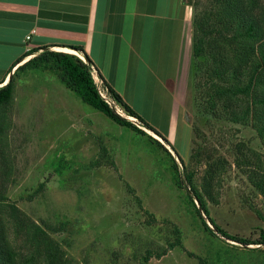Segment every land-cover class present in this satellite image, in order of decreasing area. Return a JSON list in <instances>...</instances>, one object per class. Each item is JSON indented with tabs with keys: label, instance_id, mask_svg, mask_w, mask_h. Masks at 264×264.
<instances>
[{
	"label": "rangeland",
	"instance_id": "1",
	"mask_svg": "<svg viewBox=\"0 0 264 264\" xmlns=\"http://www.w3.org/2000/svg\"><path fill=\"white\" fill-rule=\"evenodd\" d=\"M192 2L198 7L190 4L191 62L179 92L187 125L171 144L195 172L200 191L210 164L226 161L218 202H208L210 215L231 236L254 242L264 230V196L252 181L264 174V135L253 114L236 123L230 116L235 105L227 109L215 98L210 60L193 56L196 16L211 11L214 0ZM149 73L146 67L137 76L135 92L118 89L145 120L164 123L168 97L160 86L149 92ZM14 82V101L0 115V191L5 204L48 230L66 264H264V246L207 231L189 198L193 193L178 187L169 155L147 136L84 103L56 70L23 69ZM7 228L16 249L30 254L11 221Z\"/></svg>",
	"mask_w": 264,
	"mask_h": 264
},
{
	"label": "trees",
	"instance_id": "2",
	"mask_svg": "<svg viewBox=\"0 0 264 264\" xmlns=\"http://www.w3.org/2000/svg\"><path fill=\"white\" fill-rule=\"evenodd\" d=\"M189 3L197 11L198 5L192 0H189ZM212 6L211 11L203 12L201 17L196 16L193 56L195 59L207 57L210 60L212 78L214 80L212 84L217 86L215 98L220 101L225 100L227 109L235 105L230 112L232 120L242 124L248 121L250 114H253L257 126H259L257 131L263 136L264 0H214V5ZM73 49L83 53L88 62L83 61L74 54L52 51L49 47L42 52H40L41 49H30L21 56L12 66L8 75L0 81V115L2 110L14 101L16 89L14 75L18 71L27 68H39L40 66L56 70L63 84L74 91L84 103L102 112L118 125L129 128L140 135L147 136L169 155L176 184L181 189H190L193 193L189 194V198L207 231L215 236L221 235L245 246H264V230L261 231L259 239L252 242L231 236L210 215L208 202H218L221 175L225 171L223 162L226 161L215 160L210 164L209 170L204 175L203 190L200 191L194 183L195 172H189L185 160L175 152L167 137L142 118L123 100L120 94L103 81L111 97L125 110L127 116L135 118L139 125L126 117L120 116L100 96L90 71L93 62L85 54L84 49L82 47H74ZM35 54L38 55L18 67L15 74H11L14 67L27 59V57ZM9 76L10 81L8 84L3 85ZM99 77L103 80L100 74ZM241 78H244L247 82L242 85H239L238 82H233L234 80L239 81ZM237 108L241 112H237L235 110ZM146 130L162 138L165 144ZM167 146L176 153V156L172 154ZM177 159L184 169L185 178L181 174L180 164ZM252 181L264 196V174L255 176ZM43 188L44 184L40 186V189ZM5 201L6 197L0 191V264H66L64 251L50 237L48 230L24 217L16 205L5 204ZM196 202L199 203L200 207L197 206ZM204 215L209 219L215 231L209 227L203 217ZM10 221L15 227L16 236L22 235L25 237L24 243L30 254L24 255L10 241L7 232V223ZM200 262L201 264H207L202 259H200Z\"/></svg>",
	"mask_w": 264,
	"mask_h": 264
},
{
	"label": "crops",
	"instance_id": "3",
	"mask_svg": "<svg viewBox=\"0 0 264 264\" xmlns=\"http://www.w3.org/2000/svg\"><path fill=\"white\" fill-rule=\"evenodd\" d=\"M192 18L187 0H0V81L27 51L47 47L74 50L85 60L73 49L82 47L98 76L122 98L118 88L135 92L137 76L148 67L149 92L160 86L170 112L164 123L146 120L176 145L187 125L179 92L189 74Z\"/></svg>",
	"mask_w": 264,
	"mask_h": 264
},
{
	"label": "built area",
	"instance_id": "4",
	"mask_svg": "<svg viewBox=\"0 0 264 264\" xmlns=\"http://www.w3.org/2000/svg\"><path fill=\"white\" fill-rule=\"evenodd\" d=\"M31 37H28L27 39L29 40ZM83 61H85L83 58H82ZM86 62V61H85ZM90 71H91V74H92V77L95 81V84L98 88V91H99V94L100 96L107 102L110 104V106L120 115V116H123V117H126L123 115L122 113V110H120L118 107H117V103L116 101L111 97L107 87L104 85V82L103 80L98 76L97 74V70L95 69L94 66H91L90 68ZM129 120H132L134 121L137 125H139L138 121L134 118H131V117H127Z\"/></svg>",
	"mask_w": 264,
	"mask_h": 264
},
{
	"label": "bare ground",
	"instance_id": "5",
	"mask_svg": "<svg viewBox=\"0 0 264 264\" xmlns=\"http://www.w3.org/2000/svg\"><path fill=\"white\" fill-rule=\"evenodd\" d=\"M62 52H66V53H69V54H76V52L74 50H69V49H63ZM79 56V55H78ZM8 83V82H7ZM5 83V84H7ZM156 136V135H155ZM160 138V137H159Z\"/></svg>",
	"mask_w": 264,
	"mask_h": 264
},
{
	"label": "water",
	"instance_id": "6",
	"mask_svg": "<svg viewBox=\"0 0 264 264\" xmlns=\"http://www.w3.org/2000/svg\"><path fill=\"white\" fill-rule=\"evenodd\" d=\"M184 1H186V0H184ZM85 61H86V62H88V59H87V58H85ZM148 132H149V131H148ZM150 132H151V131H150ZM152 135H156V134H154V133H153ZM156 136H157V135H156ZM154 137H155V136H154ZM157 137H159V136H157ZM157 139H158V138H157ZM160 139H161V138H160ZM160 141H162V142H163V140H162V139H161ZM196 204H197V206H198V207H200V205H199V203H198V202H196ZM204 216H205V215H204ZM204 216H203V217H204ZM205 219H206V216H205ZM209 227H210V226H209ZM210 228H211V227H210Z\"/></svg>",
	"mask_w": 264,
	"mask_h": 264
}]
</instances>
